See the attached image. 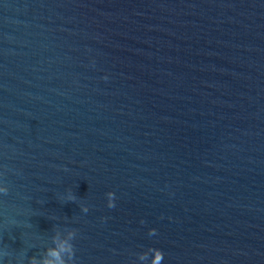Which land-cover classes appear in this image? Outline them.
Wrapping results in <instances>:
<instances>
[{"label":"water","instance_id":"obj_1","mask_svg":"<svg viewBox=\"0 0 264 264\" xmlns=\"http://www.w3.org/2000/svg\"><path fill=\"white\" fill-rule=\"evenodd\" d=\"M0 184L4 264H264V0H0Z\"/></svg>","mask_w":264,"mask_h":264},{"label":"clouds","instance_id":"obj_2","mask_svg":"<svg viewBox=\"0 0 264 264\" xmlns=\"http://www.w3.org/2000/svg\"><path fill=\"white\" fill-rule=\"evenodd\" d=\"M7 191L6 187L3 184H0V193H5ZM108 199V207L113 206L112 197L113 193L108 192L106 193ZM65 201H73V194L68 193L64 197ZM81 211H87L86 208H81ZM155 233V229H149L148 234L153 235ZM74 232L69 230L63 233L59 231H53L50 240L51 244L46 246L43 251L39 254V258L36 256L27 257L26 264H70V261L73 256V238ZM153 251H160L158 249H149L148 252H143L138 255V260L142 262L147 261V264H151L152 262V254ZM149 252L151 253L150 260L148 259ZM4 253L0 251V264H4L3 261ZM160 259H163V255H161ZM158 264L160 262L158 261Z\"/></svg>","mask_w":264,"mask_h":264}]
</instances>
